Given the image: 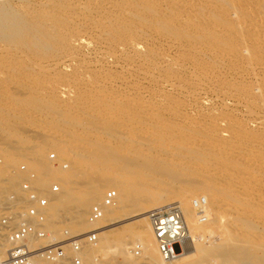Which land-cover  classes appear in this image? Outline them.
I'll return each mask as SVG.
<instances>
[{
    "label": "bare ground",
    "instance_id": "6f19581e",
    "mask_svg": "<svg viewBox=\"0 0 264 264\" xmlns=\"http://www.w3.org/2000/svg\"><path fill=\"white\" fill-rule=\"evenodd\" d=\"M162 39L168 50H183L180 61L170 63L171 58L167 61L148 48V43L153 45ZM86 41L97 44L107 54V63L124 72V76L104 82L115 90L98 88L86 92L76 87L70 101H57L53 100L54 92L46 93L38 84L19 85L18 90L27 93L23 98L1 87L19 82L17 79L24 74L34 76L33 83L37 80L43 87L51 86L58 81L51 71L66 60L78 62L85 72L89 66L81 54L86 50ZM0 44L5 46L0 47V58L15 62L14 71L20 73L15 77L0 76V97L9 100L12 113L33 110L63 117L66 112L73 117L67 133L57 136L51 130H40L34 141L14 136V145L2 155L6 164L20 158L28 171L37 173L40 182L36 177L33 186L39 194L48 181L61 189L60 193L41 194L49 198L44 223L46 242L57 241L50 229L60 223L78 232L88 224L115 225L117 219L130 214L134 215L130 221L138 220L142 217L136 215L139 210L163 204L174 196L183 207L191 237L188 246L197 253L198 260L185 263L193 253L184 252L170 264H264V0H0ZM148 56L158 64L147 60ZM184 63L200 71L198 75L193 69L189 71L195 85L206 81L222 84V69L236 67L230 73V84L225 85L233 97H238L235 101L245 104L252 128L224 115L188 127L163 119L156 108L142 101L145 97H141L139 80L190 90L177 85L175 74ZM133 74L138 82L131 83L133 92H128ZM166 99L169 102V97ZM172 111L170 115H180L178 109ZM1 112L0 109V129L8 133L6 122L9 125L17 118H6ZM55 123L61 124L54 122V126ZM78 127L82 132L76 131ZM12 137L7 134L1 146L11 142ZM50 148L67 159L68 169L49 166L45 151ZM3 172L0 167V175ZM4 185L0 180V197ZM107 188L116 192L114 204L104 207L99 220L88 221L90 208L102 204ZM192 197L206 199V224L199 223ZM212 235L218 242L204 243ZM137 236V244L127 247V254L132 255L137 246L146 259L152 260L158 249L150 223L149 231ZM7 247L6 239L1 237V260ZM85 253L81 250L76 255L88 264ZM160 262L167 264L162 259Z\"/></svg>",
    "mask_w": 264,
    "mask_h": 264
},
{
    "label": "rangeland",
    "instance_id": "374dc122",
    "mask_svg": "<svg viewBox=\"0 0 264 264\" xmlns=\"http://www.w3.org/2000/svg\"><path fill=\"white\" fill-rule=\"evenodd\" d=\"M30 1H32V0H30ZM33 1L38 2V1H42V0H33ZM162 40H160L158 42H154L153 45H152L151 42H150V44L148 43V48L149 49L151 48V51L156 52V54H159V56H162L163 58H166L167 61L170 60V58H171V60L168 61L170 63L173 62V61H177V60L180 61L183 58L182 57L183 50L181 49L179 51L180 48H174V49H169L168 50L167 44L164 42V39H162ZM156 43H158V44H156ZM0 45H2V46H0L2 48L5 47L3 44H0ZM94 45L98 46L97 44H95L92 41H86L85 42V46L86 47H84L86 50H84V49L82 50L81 58H82V56H85V57H83V60L85 59L84 62L87 61L88 62L87 65L89 66L86 69L85 72H84V70L82 68H80L78 66V64H77L78 62L71 64L68 60H66V62L63 65H60V66L57 67L58 69L56 68L55 70L51 71L50 75L54 76L55 78L58 79V81L53 83V85H51V86L44 85V87H43V85L41 84V81L38 82L37 80L34 81V83H33L34 76H32L30 74H24V77H21V78L17 79V80H19V82L13 83V84L12 83H8V84L3 85L1 87H3V89H6L10 94H15L17 97L23 98V97H25L27 95V93L21 91V89L18 90L20 88L19 85H23V84L26 83L27 85L29 84L30 86H34V85L37 86V84H38V87L42 86L40 88H43L44 92L50 93V94L54 92L52 94L54 96L53 100H57V101L59 99H62V101H70L71 97L73 96V93H75L74 91H76V87H79V89H81V90L84 89L82 91H86V92H88V91L95 92V90L98 89V88H102V89L106 88V90H111L112 87L110 85H108L107 83H104V82H112L114 79L124 76L123 75L124 72L122 71L121 67L118 66V68H117L116 67L117 65H113V66L109 65L107 63V60H108L107 54H105V52L102 53L100 47L99 46L98 47H94ZM169 51H170V53H169ZM180 52H181V54H180ZM176 56H178V57H176ZM147 58H150V59H147V60L157 62V64H158V60H155V59L151 60L152 57H149V56ZM15 64H16L15 62H12V61L9 62V60H7L6 58H0V70H1L0 71V76L1 77H8L7 75H9V76L11 75L10 77H12V75H13L15 77L16 74L17 75L20 74V73H17V72L14 71V65ZM76 64H77V66H76ZM163 66H164V64H163ZM182 66L179 67L180 68V69H178L179 71L175 74V75H177V77L179 79V80H177L178 81L177 85L178 86H182L183 85L186 89H190L188 91H185V90H182V89L180 90L179 87H176V89L175 88H170V87L166 88V86L163 83H161V82L154 83L152 85L149 84V83H146V82L144 83V81L142 82L140 80L138 82V79L136 78L135 74H133V76H131L132 78L129 77V80L131 79V81H130L129 84H127V86L128 87L131 86V83L134 85L133 82H135V81L138 82L139 84H142V87H143V91L142 92H143V94L141 95V97H145L144 99L142 98V101L145 104H148L149 106H151V108H154V109L156 108L157 109V110L155 109L156 112H158L163 119H167L168 118V120H174V121H176L178 123H181V124H184V125H186L188 127H194V126H197L200 123L202 124L204 121H208V119L212 120V118H214L216 116L220 117V115H222V116L224 115L225 117H230L228 119L232 118V121H237V119H238L237 122L241 123L242 124V125L240 124L241 126H244V127H247V128H252V126H249L250 124H252L250 122L249 115H248L247 111L243 108L245 106V104L243 102L239 103V102H237V100L235 101L234 99H237L238 97L237 96L233 97L232 94H234V93H231L230 89H227L229 87L225 85V83H229L230 84L231 76H232V75H230V73H232L231 71L234 70V68H236V67H228V68H231V69H228V68L227 69H224V68L222 69V74H224V75H222V79H224V80H222V84L221 83H219V84L213 83L212 84V83H210L211 81L210 82L206 81L207 83L205 82L203 85L202 84L201 85H195V84H193V78L194 77L190 73L191 70L193 69L192 66L191 65L188 66V64H186V63H184ZM189 67H191V68H189ZM80 69H81V72L79 71ZM239 69H240V71H242L241 68H239ZM239 69H237V70H239ZM180 71H181L182 74L180 73ZM194 71L197 72V74L195 73V75H198V72H200L198 70H194ZM74 72L75 73L77 72L76 76H75ZM87 72H89V73H87ZM183 72H184V75H186V76H183ZM90 74H93V75H90ZM228 74H229V76H228ZM243 74H244V72H243ZM86 75L88 77H86ZM190 75H191V77H189ZM91 76H92V78H91ZM93 76H95V77H93ZM126 76L128 77V75H126ZM200 76L204 77V75H200ZM184 77L187 78V79H185ZM26 79H30V80L28 82L27 81L25 82ZM76 79L79 80L78 84H77V80ZM41 80L45 82V80H43V79H41ZM94 80H97V81H94ZM92 81L95 82V83L93 84ZM183 81H186V82H183ZM31 83L34 84V85H32ZM96 83H98V84H96ZM84 84H85V86H84ZM102 84H104V85H102ZM179 84H181V85H179ZM214 84H216V85H214ZM69 85H71V86H69ZM86 85L88 86V89H87ZM94 85H97V86L95 87ZM45 86L50 88L51 90L50 89L48 90V88H46ZM132 86L130 87L129 90H126V91L133 92L131 90ZM53 87H54V89H53ZM211 87H213V88H211ZM113 89L114 88H112V90ZM121 89L119 91H121ZM123 89L125 90L124 86H123ZM193 89H194V91H193ZM211 89H212L213 92L211 91ZM201 90H202V92H201ZM203 90H205V91H203ZM159 91H160V93H159ZM183 91H185L187 93H185ZM192 91L194 92V94H193ZM156 94H157V96H156ZM163 94H164L165 97H163ZM167 94H169V95H167ZM219 94H221V95H219ZM147 95H149V96H147ZM170 95H172L173 97L170 96ZM166 96L169 97V102L168 101H164V100H168V99H166L167 98ZM186 96H189V97H186ZM224 99H226V100H224ZM229 99H230V101H228ZM155 100H156V102H155ZM170 100H172V101H170ZM177 100H179V101L176 102ZM59 101H61V100H59ZM151 102H152V104H151ZM159 104H160V106H159ZM161 104L163 106L165 105L164 106V108H166L165 111H164V108H163V106ZM181 105H182V107H181ZM158 107H160V108H158ZM227 107H228V109H227ZM12 108H13V106L9 102V100H7L6 98L0 97V109L2 110V112H1L2 115L6 116V118L8 116L10 119L13 118V117L17 118L11 124H9L10 126L6 122L5 127L7 125L6 128H7V132L8 133H4V131L2 129H0V162H1L0 163V165H1L0 167L4 168L3 174L0 175V180L1 181L3 180V183L5 184L4 185V187H5L4 192H3L2 196L0 197V205H2L3 202H5L8 194L11 193V192H14V193H16L18 195H21L20 186H21L22 182L26 179V173H22V172L18 171V168L21 165H25V163L20 158H17V161L14 164H10V163L6 164L4 159H2L3 151L7 150L8 148H10V147H12L14 145V144H12L13 143L12 140H15V137H30L31 141H34L36 138H39V136H37V134L40 133V130H42V131L46 130V131H49V132L51 130L52 133L53 132L55 133V135H57V134H59V135L65 134V133H67L70 130L69 129V124L73 120L72 115L69 114V113H66V112L64 113L63 117L62 116H58L59 119H57L58 117H55V116H52V115H47L46 116V114H44V113H41V112H38V111H33V110H22V112L12 113V111H11ZM176 109H178L180 115H178V116H176V115L174 116V114L170 115L171 112L173 113L172 110H176ZM167 110L169 111V114H168ZM182 113H184V114H182ZM212 113H214V114H212ZM240 114H242V115H240ZM245 114H246V116H245ZM247 115H248V117H247ZM50 116H52L53 118H51ZM180 116H182L183 118H180ZM176 118H177V120H176ZM56 119H57V121H56ZM69 119H70V121H69ZM234 119H236V120H234ZM193 120H197V121H193ZM54 122L61 123L62 125L55 123V126H54ZM190 122L191 123L193 122L192 125L190 124ZM52 124H53V126H52ZM253 128H255L254 125H253ZM59 129L61 131H63V133ZM80 129L81 128L78 127L76 129V131H78V132L81 131L82 132V129L81 130ZM261 132H263V131H261ZM7 134H10V135L13 136L12 138H10L11 142L9 140L8 144H4L3 146H1V142H6V140H7L6 139ZM59 135H57V136H59ZM34 136L36 138H34ZM32 137H33V139H32ZM1 147H3V149H1ZM51 153L55 154L56 162H58V163H62V162L67 163V159L64 156H60L59 157L55 153V151L50 148V149H47L45 151V158H46V161L49 164V166H51L52 168H56L57 166L55 165L54 162L50 161V159H49V155ZM1 160L4 161V162H2ZM5 169H6V171H5ZM29 171L33 172L34 174L36 173L32 169H30ZM35 176L36 177L38 176L37 173L35 174ZM37 179L40 182L38 177H37ZM46 183H47L46 184L47 187L44 190H40V189L39 190H40L41 194L50 195L51 194L50 187L55 182L48 181ZM109 190H113V189H111V188L105 189L100 202H102V199H103L105 193L107 191H109ZM60 191H61V189H59L58 193H60ZM198 196H202V195L199 194ZM192 198H195V197H192ZM172 203H178V199L175 198L174 196H172L169 200H167L163 204L139 210L136 215H142V217L143 216H145V217L138 218V220L134 219V220L130 221V218H133V216H134V215L130 214V215H126L125 217H122L123 219L122 218L117 219L114 222L115 225H113L111 223H105V224L102 223L100 225H89L88 224V226L84 227L83 229L79 230L78 232H72L71 230L68 229V227L64 223H60L57 226L58 228L57 227L55 228L56 230L55 229H52V230L50 229V232L51 231L55 232L54 236L57 238V241L65 239L66 236H77V235L85 234V233H88V232H94L96 234V242L94 244L87 245V246H84L82 248V254H84L86 252L85 255H87V257L90 260V263H88V264H147V263L148 264H163V263L160 262L161 259L159 257V254H158L157 250H156V254H154V256H152V258H151L152 260L149 261L148 259L145 258V256H144L143 252L141 251V249H140V254L138 256H135L134 251H133L132 255L127 254L126 248L129 247V246H135V244H137V241H138V238H139L137 235L140 236V235H142L144 233H147L149 231V223L150 222H149L148 218H146L147 217V213H149L151 210H154V209L167 207L168 205H170ZM0 208H1V206H0ZM91 209L92 208H90V211H91ZM182 209H183V207H182ZM90 211H89V214H90ZM89 214H88V217L86 219H89ZM144 214H146V215H144ZM143 223H144V225H142ZM206 223L207 222H205L203 224H206ZM107 226H109V227H107ZM96 230H97V232H96ZM66 232H69V234H66ZM141 232H142V234H141ZM144 242L147 244V243H149V240H144ZM207 242L217 243L218 240H216V238L212 235L208 239L206 238L204 240V243H207ZM46 243H47L46 240H40L36 244L44 245ZM6 250H7V248L3 251V254H2V257L4 259L6 258ZM87 250H88V252H87ZM91 250H92V252H91ZM192 251H193V249L191 248V246L190 247L188 246V249L185 252L190 253V254L193 253L192 254L193 256H192V258H190L191 260L188 259L187 262H185V263H188V262L191 263L192 261L198 260L197 259V256H198L197 253L195 251H193V252ZM66 253L68 255H71V251H70V249L68 247H66ZM48 264H59V263H48ZM85 264H87V263H85Z\"/></svg>",
    "mask_w": 264,
    "mask_h": 264
},
{
    "label": "built area",
    "instance_id": "2783aa9c",
    "mask_svg": "<svg viewBox=\"0 0 264 264\" xmlns=\"http://www.w3.org/2000/svg\"><path fill=\"white\" fill-rule=\"evenodd\" d=\"M50 161L56 166L66 169L65 162H56L55 154L49 155ZM19 172L26 173V179L20 186L21 195L9 193L6 202L0 208V238L8 243L5 260L0 259V264H83L76 255L84 246L96 242V234L88 232L76 237L66 236L59 241H50L44 245H34L40 240H46L48 233L44 231L45 209L49 205V198L41 195L33 186L36 176L28 171L25 165L18 168ZM50 192H59L57 183H53ZM116 200V192L109 190L105 193L102 204L94 205L89 214V221L95 222L103 215L104 207H110ZM192 208L196 213L199 223H205L207 218V201L204 197L193 198ZM154 239L161 259L173 263L188 249L191 241L189 229L184 218L182 208L178 203H172L166 208L152 210L148 213ZM66 247L71 255L66 253ZM135 256L140 254V249L134 248Z\"/></svg>",
    "mask_w": 264,
    "mask_h": 264
}]
</instances>
